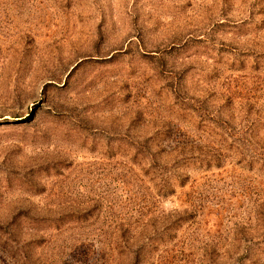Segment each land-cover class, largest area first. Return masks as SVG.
<instances>
[{
    "label": "rangeland",
    "instance_id": "1",
    "mask_svg": "<svg viewBox=\"0 0 264 264\" xmlns=\"http://www.w3.org/2000/svg\"><path fill=\"white\" fill-rule=\"evenodd\" d=\"M0 264H264V0H0Z\"/></svg>",
    "mask_w": 264,
    "mask_h": 264
}]
</instances>
